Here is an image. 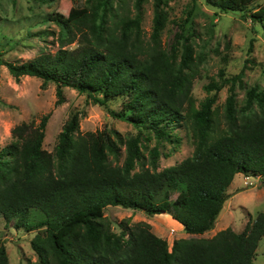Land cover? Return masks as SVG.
<instances>
[{"label":"trees","instance_id":"16d2710c","mask_svg":"<svg viewBox=\"0 0 264 264\" xmlns=\"http://www.w3.org/2000/svg\"><path fill=\"white\" fill-rule=\"evenodd\" d=\"M146 1L134 0L138 14L133 18L119 16L115 0H86L82 14L71 21L52 13L49 18L68 33L62 44L80 35L81 45L73 49L61 45L55 53L6 64L16 79L29 75L54 82L57 105L65 101V87L87 94L101 106L122 99L120 110H109L112 117L150 129L157 137L171 139L174 128L191 121L193 154L157 170L159 151L154 147L153 168L136 170L143 154L140 139L132 137L126 140L123 164L114 163L110 156L118 154L120 134L115 130L81 134L80 111L72 113L54 152H49L44 148L49 113L39 124L16 126L12 142L0 149V214L17 228L38 231L31 241L37 264H256L264 211L250 218L242 232L227 228L208 240L178 239L172 251L148 225L117 233L105 219L108 206L149 215L168 213L187 233L202 234L214 225L237 174L264 175V93L249 92L246 109L252 108L251 102L260 107L253 115L238 114L231 95L225 108L228 131L213 138L216 96H208L197 107L192 95L202 54L195 55L183 34L170 49L162 47L167 19L162 0L155 2L153 45L144 46L141 9ZM206 1L264 25V4L254 7L257 0ZM214 88L219 87L207 86L209 91ZM176 192L178 202L171 198ZM0 264H9L1 241Z\"/></svg>","mask_w":264,"mask_h":264},{"label":"rangeland","instance_id":"374dc122","mask_svg":"<svg viewBox=\"0 0 264 264\" xmlns=\"http://www.w3.org/2000/svg\"><path fill=\"white\" fill-rule=\"evenodd\" d=\"M162 1L167 12L165 28L160 36L162 47L170 49L177 36L183 34L194 46L195 55L202 54V61H197L198 75L192 95L197 107L208 96H216L212 137L224 135L228 131L225 108L231 95L235 98L238 114L253 115L252 112L260 111L256 102H251L250 110L246 109V105L250 102L248 96L252 89L264 93V25L253 22L244 13L219 10L206 0ZM155 2L147 0L141 9L144 46L153 45ZM263 4L264 0H257L254 7ZM85 5L86 0H0V149L12 142L16 126L32 121L39 124L41 118L50 113L44 148L54 152L59 133L72 113L80 111L81 134L102 130L109 133L115 130L120 134L123 143H118L117 156H110L114 163L123 164L127 155L126 140L132 137L140 139L143 154L136 170L143 166L153 168L150 152L154 147L159 151L157 170L191 156L195 149L191 121L182 122L174 128L172 140L164 139L150 129L112 117L109 110H120L122 99L101 106L87 94L65 87V101L57 105L54 82L45 83L43 79L29 75L16 79L10 73L8 62H27L42 52L55 53L61 45L71 49L79 47L83 42L80 35L74 42L62 44L68 33L49 15L59 13L71 21L82 14ZM114 9L119 16L133 18L138 14L134 0H115ZM118 18L112 19L111 23ZM237 75L240 78H236ZM233 77L235 80H232ZM211 84L219 88L207 90ZM113 137L116 139V135L113 134ZM171 198L178 202L180 192L174 193ZM261 211H264V175L239 173L228 189V198L214 225L202 234L187 233L181 223L168 213L149 215L140 209L108 206L104 215L111 229L117 233L125 227L148 225L153 233L167 240L172 251L178 239L208 240L227 228L242 232L250 218H255ZM33 216L35 219L40 217L37 214ZM37 232L17 228L14 221L7 223L0 214V241L6 247L9 264L39 263V257L31 246ZM255 263L264 264V237L257 248Z\"/></svg>","mask_w":264,"mask_h":264}]
</instances>
